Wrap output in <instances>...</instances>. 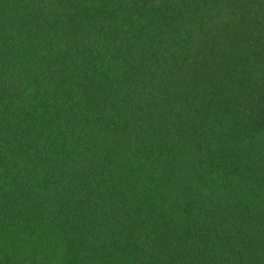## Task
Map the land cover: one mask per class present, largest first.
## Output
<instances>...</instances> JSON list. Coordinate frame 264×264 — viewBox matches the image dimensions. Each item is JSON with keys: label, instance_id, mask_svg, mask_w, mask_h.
<instances>
[{"label": "trees", "instance_id": "obj_1", "mask_svg": "<svg viewBox=\"0 0 264 264\" xmlns=\"http://www.w3.org/2000/svg\"><path fill=\"white\" fill-rule=\"evenodd\" d=\"M0 264H264V0H0Z\"/></svg>", "mask_w": 264, "mask_h": 264}]
</instances>
